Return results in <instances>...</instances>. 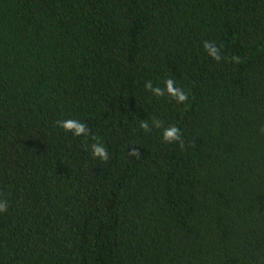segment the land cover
<instances>
[{
	"label": "trees",
	"instance_id": "1",
	"mask_svg": "<svg viewBox=\"0 0 264 264\" xmlns=\"http://www.w3.org/2000/svg\"><path fill=\"white\" fill-rule=\"evenodd\" d=\"M262 129L264 0H0V264H264Z\"/></svg>",
	"mask_w": 264,
	"mask_h": 264
},
{
	"label": "clouds",
	"instance_id": "2",
	"mask_svg": "<svg viewBox=\"0 0 264 264\" xmlns=\"http://www.w3.org/2000/svg\"><path fill=\"white\" fill-rule=\"evenodd\" d=\"M203 48L211 59L217 62L222 59V56L219 54L220 49L212 43L208 41L203 42ZM164 85V88L161 89L160 87H153L152 82L147 81L144 87L146 90H149L153 95L157 97L164 96L165 94H167L169 97L173 98L177 103H184L188 100L187 93L179 87H176L174 80L167 79L164 82ZM57 126L62 128L65 132H72L74 136L88 135L87 126L74 119L57 121ZM152 127L161 128L162 122L159 120H153ZM140 128L145 132L151 131L149 123L146 120H141ZM261 131H264V129H262ZM162 139L165 143L175 142L178 143L181 148H183L184 146V141L181 139L179 129L176 126H170L169 128H166L162 133ZM91 154L94 159L99 158L100 161L106 162L109 159L108 149L103 146V143H93L91 145ZM129 155L137 157L139 156V152L133 150L131 153H129ZM7 208V201H0V212H6Z\"/></svg>",
	"mask_w": 264,
	"mask_h": 264
}]
</instances>
